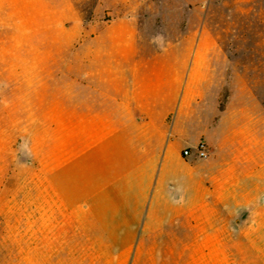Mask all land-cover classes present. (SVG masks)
<instances>
[{
  "label": "crops",
  "instance_id": "obj_1",
  "mask_svg": "<svg viewBox=\"0 0 264 264\" xmlns=\"http://www.w3.org/2000/svg\"><path fill=\"white\" fill-rule=\"evenodd\" d=\"M153 2L123 7L89 39L82 87L46 109L51 149L36 159L53 192L82 199L99 254H133L125 264H239L240 240L264 221L262 109L243 93L221 106L231 63L203 36L199 0ZM200 144L206 160L196 158ZM162 236L184 240L158 253Z\"/></svg>",
  "mask_w": 264,
  "mask_h": 264
},
{
  "label": "rangeland",
  "instance_id": "obj_2",
  "mask_svg": "<svg viewBox=\"0 0 264 264\" xmlns=\"http://www.w3.org/2000/svg\"><path fill=\"white\" fill-rule=\"evenodd\" d=\"M178 1L153 4L173 7ZM132 2L0 0V264L133 261V254H113V249L99 254L101 240L85 234L82 199L59 198L36 159L38 148L51 149L53 127L46 109L58 101L68 104L70 91L82 87L78 72L85 45L87 49L89 39L97 38L123 7L148 4ZM201 19L203 36L213 35L231 63L221 106L231 93H243L262 109L264 127V0H199V23ZM92 51H100L99 43ZM75 93L82 97L84 90ZM171 239H156L158 253L178 247L184 237ZM240 241L246 252L239 264H264V221Z\"/></svg>",
  "mask_w": 264,
  "mask_h": 264
},
{
  "label": "built area",
  "instance_id": "obj_3",
  "mask_svg": "<svg viewBox=\"0 0 264 264\" xmlns=\"http://www.w3.org/2000/svg\"><path fill=\"white\" fill-rule=\"evenodd\" d=\"M195 153H196V158L199 160H206L209 157V151L205 144H200L197 147ZM182 155L184 158H188L190 157V152L188 150L184 151Z\"/></svg>",
  "mask_w": 264,
  "mask_h": 264
},
{
  "label": "bare ground",
  "instance_id": "obj_4",
  "mask_svg": "<svg viewBox=\"0 0 264 264\" xmlns=\"http://www.w3.org/2000/svg\"><path fill=\"white\" fill-rule=\"evenodd\" d=\"M47 87H46V85L44 84L43 86H42V88H41V92H43L45 89H46ZM63 88V84L61 85V86H59L58 87V89H59V91H61V89ZM14 109H16V111H18V109L16 108V107H14ZM13 109V110H14ZM49 112V111H48ZM45 115L47 114V111H46V113H44Z\"/></svg>",
  "mask_w": 264,
  "mask_h": 264
}]
</instances>
